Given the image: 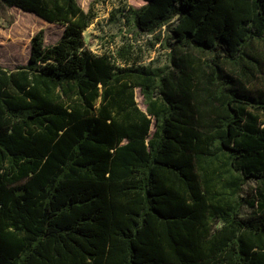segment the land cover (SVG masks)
<instances>
[{"label":"trees","instance_id":"1","mask_svg":"<svg viewBox=\"0 0 264 264\" xmlns=\"http://www.w3.org/2000/svg\"><path fill=\"white\" fill-rule=\"evenodd\" d=\"M4 6L64 29L0 67V264H264V195L241 214L264 185V0L123 8L157 67L86 49L77 0Z\"/></svg>","mask_w":264,"mask_h":264},{"label":"rangeland","instance_id":"2","mask_svg":"<svg viewBox=\"0 0 264 264\" xmlns=\"http://www.w3.org/2000/svg\"><path fill=\"white\" fill-rule=\"evenodd\" d=\"M80 7L94 13L92 23L83 32V46L95 54L108 53L115 55L116 50L125 42L132 44L134 49V64L151 67L164 66L168 63L167 50L155 42L153 35H135L125 25L121 10L125 7H140L145 0H77ZM64 26L59 23H48L43 18L22 11L13 6L0 8V67L16 70L28 61L31 39L40 33L45 46L54 44L61 38ZM263 50L262 47H260ZM264 57V56H263ZM264 89L260 79L255 84ZM136 88L135 99L138 105L145 109L144 98ZM153 127H151V131ZM264 195V185L255 179H248L243 187V196L254 200V206L248 203L241 211L242 216L250 217L257 211V205Z\"/></svg>","mask_w":264,"mask_h":264}]
</instances>
